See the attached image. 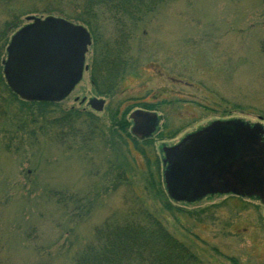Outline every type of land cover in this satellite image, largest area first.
I'll use <instances>...</instances> for the list:
<instances>
[{
	"label": "rangeland",
	"instance_id": "rangeland-1",
	"mask_svg": "<svg viewBox=\"0 0 264 264\" xmlns=\"http://www.w3.org/2000/svg\"><path fill=\"white\" fill-rule=\"evenodd\" d=\"M11 1L0 2L2 69L12 36L34 21L23 15L19 23H6L8 4L29 9L38 2ZM101 32L102 42L115 34L111 23H104ZM94 47L86 58L90 64L100 53L101 47ZM127 60L126 76L111 97L98 94L86 72L76 90L58 102L61 110L80 108L98 119L94 138L83 140L65 138L63 128L46 125L43 119L55 106L25 103L10 89L14 99L0 83V264H74L73 255L93 238L96 227L114 213L119 217L137 195L148 198L146 189L155 179L171 190L165 185L162 145L215 120L264 129V0L165 4L134 30ZM0 77L5 82L3 73ZM76 96L104 101V108L80 104ZM21 106L40 117L30 121ZM117 107L128 116L143 108L163 115L162 130L151 139L133 136L138 148L149 152L148 159L137 143L130 141V152L114 134ZM38 109L48 110L41 114ZM58 192L94 203L85 213L75 203H59ZM193 201L176 203L193 214L183 218L189 229L172 216L170 227L177 236L200 237L196 244L205 264H235L233 258L238 264H264V204L219 194Z\"/></svg>",
	"mask_w": 264,
	"mask_h": 264
},
{
	"label": "trees",
	"instance_id": "trees-1",
	"mask_svg": "<svg viewBox=\"0 0 264 264\" xmlns=\"http://www.w3.org/2000/svg\"><path fill=\"white\" fill-rule=\"evenodd\" d=\"M173 1L176 0H38L36 5L42 4L43 9L41 10L36 5L29 9H19L14 4L10 6L8 4L10 19L6 23H19L23 15L31 17L38 14L39 16L36 15V18L40 16L64 18L87 27L92 37L90 47H101L98 57H94L91 63L90 77L93 86L98 94L111 97L126 76L129 39L133 37L134 30L140 23H144L147 18L153 16L160 7ZM0 2L12 3L11 0H0ZM104 23H111L115 30V34L109 36L107 42V39L103 42L100 41L103 37L101 28ZM0 73L1 75L3 73L1 67ZM0 83L3 91L7 90L15 99V94H12L10 89L13 92L15 90L8 85L6 80L4 82L0 77ZM22 99L25 103L55 106L52 110H38L41 114L48 110L49 116L43 119L44 122H47L46 125L50 124L51 127H54V130L63 128L61 132L65 138L67 136L82 138V140L85 136L94 138L97 132L98 119L83 109L61 110L57 101ZM2 101L6 102L3 98ZM55 103L56 105H54ZM148 105L150 103L145 104V106ZM27 110L25 106L19 108V111L22 114L25 113L30 121L34 122L37 117H40ZM120 110V107H117L112 117V123L116 125L114 134L123 139L130 152V141L135 142V146L137 143V149L148 159L149 152L145 153V148L139 149L140 144L136 141L138 139L135 140L131 135L128 111L121 114ZM84 125L85 128H82L81 126ZM61 132L58 131L56 134L60 136ZM123 171L125 172V168ZM155 183L146 189L148 198L137 195L130 207L123 211L119 217L114 213L97 226L93 238L73 255V263L205 264L196 244L200 237L197 234L187 238L180 237L173 233L170 227L169 219L172 216L176 222L180 223L179 226L182 229L183 225L189 229L183 218L186 219L193 214L186 213L187 209L176 204L178 200L173 199L168 188L162 187L160 180L155 179ZM55 193H51V197H54ZM57 195H59V203H75L76 207L83 209L85 213L91 210L94 203L93 200L88 199H85L87 202L84 203L83 198L74 194L66 196V194L58 192ZM81 215H83L82 212L79 216ZM232 260L238 264L237 260L234 258Z\"/></svg>",
	"mask_w": 264,
	"mask_h": 264
},
{
	"label": "water",
	"instance_id": "water-1",
	"mask_svg": "<svg viewBox=\"0 0 264 264\" xmlns=\"http://www.w3.org/2000/svg\"><path fill=\"white\" fill-rule=\"evenodd\" d=\"M29 19H33L34 22L24 27L17 34L20 45H26L27 48L21 50V53L26 56V61L23 63V68L25 66V69L15 74L16 79H18L19 83L30 81V83L26 84L27 88L31 90L29 92L30 94H26L27 98L46 100L54 97V100H59L62 96L56 97L57 90L48 93L45 84L51 79L54 81L57 77L59 80H67L69 86L66 87V92H68V88L80 78L84 60L83 52L88 42V33L83 26L73 24L63 18L47 17L40 19L31 16ZM28 38H31L29 42L32 48H28L27 46ZM64 55L71 58L73 62L66 71L64 70V65L58 68V59L61 60ZM66 56L64 57L67 58ZM19 83L18 85L15 84L16 91H20ZM36 84L40 85L37 86ZM92 106L97 110H101L103 109L104 101L96 100L95 103H92ZM234 125L236 126V133H233L231 128ZM243 130H246V128L240 120L217 122L214 124L212 130L197 136L191 146L182 150L180 155H178L176 169L173 170L172 176L167 173V178L169 179L170 176L171 181L180 183V185L176 186L182 193L188 194L194 191L196 196H200L203 193L205 185H198V183L201 174L209 173L206 171L207 168L211 167V165L220 166L229 164L232 157L234 159L239 158L236 161L237 163H241L244 153L249 152L245 148L247 143L243 142V138H240V132ZM229 132L236 137L238 135L237 149L234 155L231 156L224 149V143H221L222 147L220 151H216L217 147L215 143L217 133L220 134V137L225 138ZM241 164L238 165L237 172L244 181L242 185H251L253 183V177L249 176V172L251 173L255 168L248 160L243 161ZM263 172L264 169L261 170L260 168V174ZM191 176L193 177L192 183L196 185H187ZM262 180H264V173ZM239 190L240 187H237V191Z\"/></svg>",
	"mask_w": 264,
	"mask_h": 264
},
{
	"label": "flooded vegetation",
	"instance_id": "flooded-vegetation-1",
	"mask_svg": "<svg viewBox=\"0 0 264 264\" xmlns=\"http://www.w3.org/2000/svg\"><path fill=\"white\" fill-rule=\"evenodd\" d=\"M22 29L23 28H21L12 36L6 49L7 57L2 61L5 80L8 85L14 89L15 84L18 85L19 83L18 79H16L15 74L19 73L22 69H25V66L23 68V63L26 61V56L25 54L21 53V50L27 47L26 45L21 46L19 43V38L17 37V34H19ZM87 33L88 42L86 44L85 51L83 52L84 60L80 78L70 88H68V92H66V87L69 86L67 80H59L58 77L55 78L54 81L53 79H51L45 84V87L47 88L46 91L48 93H52L54 92V90H57L56 97H62L59 100H54L55 98L51 97V99H46L43 101H64L70 96L71 93L76 90L77 86H79L80 82L83 80L84 74L87 72L90 75L92 64L88 63L86 58L87 54L89 53L90 46L92 45V37L90 35V32L87 31ZM29 40H31V38L27 39V46L28 48H32V46H30L31 43L29 42ZM64 56H62L61 60L58 59V68L64 65V70L66 71L68 70L69 65L73 64V62L71 61V58H68L67 56V58H65ZM68 56L70 57V55ZM27 83H30V81H27L26 83H19L20 91L17 90V94L25 99L36 100L26 97V94H30L29 92L31 91L30 88H27ZM40 84L36 85L38 86ZM90 85L93 89H95L91 77ZM104 99L106 100V96L104 97ZM77 100H79L80 104L86 103L92 109L94 108L92 106V103L96 102L95 98H89L87 96L82 97V99H80L79 96H76V101ZM143 117H145V119H143ZM128 119L131 122V133L139 141H147L162 130L161 122L163 121V115L158 114L157 110L145 108L137 109L132 113H129ZM217 122H219V120L212 121L193 132L185 134L177 143L171 145H162L161 151H163V153L165 154L164 159H162V165L164 166L163 173L165 176V185H172L171 190L168 187L170 195H172L175 199L189 202H192L193 200H200L209 195H233L239 198H254L255 200H258L259 202L264 204V180H262V175L264 172L260 174V168L261 170L264 169V129L259 125L250 126L249 124L243 123L246 130L240 132V138H243V142L247 143L245 145V148L249 150L248 153H244L241 163L248 160L249 163L252 164V166L255 168L254 171H252L251 173L249 172V176L253 177V183L251 185H242L244 181L237 172L238 165L242 164L240 162L237 163L236 160H238L239 158L234 159V157H232L229 164L227 163L226 165L220 166L211 165V167L206 169V171L209 172L208 174H201L198 185H205V187L203 188V193L200 194V196H196V193L194 191H191L188 194L182 193L179 189H177L176 186L180 185V183H174L173 181H171L170 176L169 179L167 178V173L172 176L173 170L176 169L179 158L178 155H180L182 150L191 146L197 136L203 134L204 132L212 130L214 124H216ZM231 128L234 133L236 126H231ZM218 133L215 137V143L217 147L216 151H220L222 147L221 143H224L223 147L228 152V154L230 153V156L234 155V152L237 149L238 145V135L236 137L229 132L225 139L224 137H220V134ZM192 178L193 177L191 176V179L189 180L187 185H196L192 183ZM237 187H240L239 191H237ZM173 190L175 191V193H173ZM171 191L174 195L171 193Z\"/></svg>",
	"mask_w": 264,
	"mask_h": 264
}]
</instances>
